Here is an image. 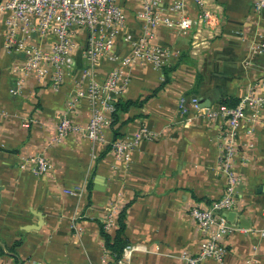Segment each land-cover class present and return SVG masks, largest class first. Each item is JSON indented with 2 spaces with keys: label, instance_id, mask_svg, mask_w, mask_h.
<instances>
[{
  "label": "crops",
  "instance_id": "crops-1",
  "mask_svg": "<svg viewBox=\"0 0 264 264\" xmlns=\"http://www.w3.org/2000/svg\"><path fill=\"white\" fill-rule=\"evenodd\" d=\"M216 3L222 9L220 33L200 39L196 47L185 34L154 28L150 44L168 51L167 81L160 85L162 69L141 60L124 67L127 82L115 99L137 104L119 108L102 128V140L94 142L77 132L53 141L54 126L65 116L85 127L90 111L84 97L67 112L65 102L83 90V79L101 83L116 61L100 59L82 77L87 63L80 39L72 70L54 87L11 69L19 55L6 50L0 29V264H100L101 231L112 237L116 228V222L103 228L109 204L117 212L124 208L122 238L134 247L127 264H186L179 254L197 252L201 235L188 208L206 206L224 189L216 161L221 122L204 118L200 109L264 88V54L250 50L264 35V10L252 12L250 0ZM123 6L126 27L136 36L133 15L139 4L125 0ZM193 12L188 4L186 13ZM113 51L125 56L128 47L118 40ZM18 81V92L11 93ZM179 96L194 98L199 110L187 105L179 112ZM141 126L152 138L140 140L127 162L114 159L110 142ZM248 127L243 125L236 139V197L225 213L234 230L222 239L225 254L220 261L209 257L196 264H264V237L258 231L264 228V190H259L264 188V126L253 123L249 132ZM34 154L49 162L46 173L32 174L29 163L20 167ZM74 187L80 188L77 195L62 191Z\"/></svg>",
  "mask_w": 264,
  "mask_h": 264
},
{
  "label": "built area",
  "instance_id": "built-area-1",
  "mask_svg": "<svg viewBox=\"0 0 264 264\" xmlns=\"http://www.w3.org/2000/svg\"><path fill=\"white\" fill-rule=\"evenodd\" d=\"M125 0H0V29L4 38V47L8 52L19 55L11 69L23 76L33 75L49 85L57 87L72 70L74 61L72 52L81 39L84 42L82 52L87 68L81 76H89L93 66L100 59L116 61V66L107 71L101 83L84 80L82 91L66 100V112L74 106L78 96L84 97L90 115L84 128L73 123L68 117H61L54 126L53 141H59L68 133L77 132L90 142L102 140V128L109 125L112 102L119 91L125 87L127 79L122 69L136 60L150 64L159 70L166 65L168 51L150 44L153 30L164 26L170 30L189 36L193 47L206 33L205 39L220 33L222 9L216 0H169L162 8L163 0H137L139 6L134 19L139 33L133 36L126 27ZM188 4L194 5L192 15L186 13ZM250 10H264V0H250ZM258 42L251 47L253 54H264V35L258 36ZM199 39V40H198ZM120 40L128 47L125 56H117L113 51L116 41ZM19 81L11 93H17ZM187 105L199 110L194 98L179 96L177 109L185 113ZM204 118L220 119L216 161L224 179L223 193L204 207L190 206L188 215L200 232L201 241L198 250L191 255L183 251L180 259L186 264H196L205 258L220 261L225 254L223 237L234 228L227 222L225 213L234 204L236 193L234 186L238 178L233 172V157L236 139L240 128L248 125L251 131L253 123L264 126V88L260 93L248 91L233 107L216 104L202 108ZM151 132L141 126L131 136H121L110 142V152L114 159L127 162L130 151L140 140L152 138ZM29 163V171L42 175L50 168L49 162L39 154L27 156L21 163ZM68 195H77L80 188L62 190ZM117 209L109 204L104 214L103 228L115 224ZM264 237V228L258 230ZM134 250L126 244L114 264H127ZM104 249L100 264L111 261Z\"/></svg>",
  "mask_w": 264,
  "mask_h": 264
},
{
  "label": "trees",
  "instance_id": "trees-1",
  "mask_svg": "<svg viewBox=\"0 0 264 264\" xmlns=\"http://www.w3.org/2000/svg\"><path fill=\"white\" fill-rule=\"evenodd\" d=\"M165 66L166 65H163L160 68V69H162V81H161L160 85H163L167 81L168 72L171 69V68H168ZM237 102H238V99H235V98H223L219 101V104H221L225 107H233L237 104ZM131 104H137V102H124L123 104H121L118 101V99H115L112 102L113 110L110 113L109 125L112 123L114 114L117 110H119V108L121 109V107H126V106H129ZM123 219H124V208L120 209L117 212L116 228L114 231V235L112 237H110L107 233L101 231V234H102V237L104 240V249L106 250V252L108 253V255L112 259L111 261H108L106 264H114V261L119 258L122 248L126 245L124 238H122V233H123V229H124Z\"/></svg>",
  "mask_w": 264,
  "mask_h": 264
},
{
  "label": "rangeland",
  "instance_id": "rangeland-1",
  "mask_svg": "<svg viewBox=\"0 0 264 264\" xmlns=\"http://www.w3.org/2000/svg\"><path fill=\"white\" fill-rule=\"evenodd\" d=\"M205 36H207V34L206 33H203L202 34V37L205 39L206 37ZM199 40V39H198Z\"/></svg>",
  "mask_w": 264,
  "mask_h": 264
},
{
  "label": "water",
  "instance_id": "water-1",
  "mask_svg": "<svg viewBox=\"0 0 264 264\" xmlns=\"http://www.w3.org/2000/svg\"><path fill=\"white\" fill-rule=\"evenodd\" d=\"M201 106H205V104H204V105H201ZM259 190H262V191H263V190H264V188L260 187V189H259Z\"/></svg>",
  "mask_w": 264,
  "mask_h": 264
},
{
  "label": "bare ground",
  "instance_id": "bare-ground-1",
  "mask_svg": "<svg viewBox=\"0 0 264 264\" xmlns=\"http://www.w3.org/2000/svg\"><path fill=\"white\" fill-rule=\"evenodd\" d=\"M197 45L195 44V47H196Z\"/></svg>",
  "mask_w": 264,
  "mask_h": 264
}]
</instances>
